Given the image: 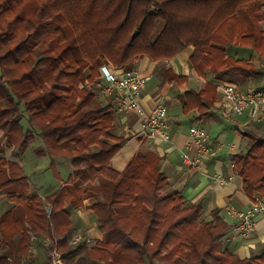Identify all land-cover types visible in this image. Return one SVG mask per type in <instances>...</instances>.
<instances>
[{
	"label": "trees",
	"instance_id": "trees-1",
	"mask_svg": "<svg viewBox=\"0 0 264 264\" xmlns=\"http://www.w3.org/2000/svg\"><path fill=\"white\" fill-rule=\"evenodd\" d=\"M229 45L264 61V0H0V190L13 203L0 218V264L31 259L32 236L55 241L51 249L65 264H264V255L241 259L229 249L219 213L206 222L201 206L166 192L157 155L139 153L124 171L113 168L126 138L111 133L112 100L103 104L85 84L87 70L92 81L100 77L103 58L128 69L139 58L173 60L187 48L200 76L248 82L263 75L253 57L236 58ZM216 98V85L207 83L186 93L184 111L207 113ZM38 138V156L68 159L74 169L44 198L5 156ZM235 172L250 197L264 196V138L249 136ZM98 195L102 238L71 245L73 211Z\"/></svg>",
	"mask_w": 264,
	"mask_h": 264
},
{
	"label": "crops",
	"instance_id": "crops-1",
	"mask_svg": "<svg viewBox=\"0 0 264 264\" xmlns=\"http://www.w3.org/2000/svg\"><path fill=\"white\" fill-rule=\"evenodd\" d=\"M192 53L193 49L187 48L173 60L153 62L148 58H142L133 66V72L152 75L153 79L158 76L160 84L143 88L138 99V110H128L118 114L121 122L125 123L128 139L114 157L113 168L117 172L124 171L139 153L157 155L160 158L161 172L168 180L166 192L179 193L187 204L201 206L202 219L206 222H213L215 215L219 213V217L228 226L224 240L229 249L241 259L259 258L264 255V215L256 218V230L252 236L243 239L236 231L238 221L231 217L228 211L231 207L247 210L251 205L253 197L244 190V180L235 172V158L246 151L250 135L264 138V121L252 120L248 112L244 116L233 114L229 117L223 116L220 113L223 100L221 85L228 81L216 80L210 73L204 76L198 75L190 62ZM174 77H178L179 80H174ZM252 81L249 82V86H253ZM207 83L216 85L217 98L212 107L204 114L199 109L185 112L183 104L186 93L199 92ZM115 103H113L114 107ZM159 103L169 109L171 142L145 141L137 137L143 118ZM193 126H201L208 130L211 148L209 157L196 169L189 168L183 162L184 152H190L194 156L200 150L190 134V128ZM14 151L12 149V152ZM216 175L226 182L215 181L213 177ZM101 196L86 199L84 208L73 211L75 215L72 213L73 231H84L93 238L94 242L102 238V231L93 211V205L101 200ZM12 207L13 205L0 190V218ZM44 245L43 240L32 241L29 250L31 259L23 261L42 264L39 257L35 261L33 257L36 256L34 252L47 249ZM4 253L6 254V251Z\"/></svg>",
	"mask_w": 264,
	"mask_h": 264
},
{
	"label": "built area",
	"instance_id": "built-area-1",
	"mask_svg": "<svg viewBox=\"0 0 264 264\" xmlns=\"http://www.w3.org/2000/svg\"><path fill=\"white\" fill-rule=\"evenodd\" d=\"M150 77L151 75H142L133 71L104 66L102 68V83L96 93L98 96L111 97L113 103L116 102L114 110L117 114L128 110L135 111L139 109V95ZM221 90L223 100L220 113L223 116L229 117L232 114L244 116L248 112L252 120L264 121V86H249L243 90L237 84L226 82L221 85ZM168 115V107L161 103L157 104L143 118L137 137L145 141L171 142ZM190 134L193 142L199 145L200 150L194 156L190 152H184L183 162L189 168L196 169L211 154L210 135L208 130L201 126L191 127ZM213 178L218 182H226L219 175ZM228 214L238 221L237 234L243 239L250 238L256 230V218L264 215V196H254L247 210H238L231 207ZM32 241L36 242L37 238L32 236ZM43 242L44 246L50 251V263L65 264L63 253L58 249H51L55 241L45 237ZM70 243L74 246H91L95 242L89 234L76 231L72 233ZM22 264H30V262L23 261Z\"/></svg>",
	"mask_w": 264,
	"mask_h": 264
},
{
	"label": "rangeland",
	"instance_id": "rangeland-1",
	"mask_svg": "<svg viewBox=\"0 0 264 264\" xmlns=\"http://www.w3.org/2000/svg\"><path fill=\"white\" fill-rule=\"evenodd\" d=\"M160 27H161V25H159V28ZM228 51L232 56H235L236 58L250 59L253 57V60L255 61L257 68L260 69L261 71H264L263 70L264 61L261 60L259 57H257L256 54H253V52L250 49L240 48L237 46L229 45ZM141 59L142 58H139L132 65L131 68H128V69L124 68V70L132 71L134 68L133 66H135V64L138 61H140ZM104 66H111V67H114L115 69H120L109 58H103L102 65L100 67V77H98V79H95L96 81L93 80L95 82V83H93L95 86H92L93 84L91 83V82H93L90 79L91 71L87 70L85 72V75L87 78V81L85 84H86V86L89 87V89H93V90L97 91L99 85H101V83H102V68ZM224 81H228L229 83L237 84L243 90L247 89V87L249 86L248 85L249 82H251V81H248V83H247V82L240 81V78H238L237 76L234 77L233 75L226 78V80H224ZM158 84H160L159 77L157 76L153 79V77L151 75L150 79L148 80V82L146 84V87L150 88L153 85L155 86ZM252 85L255 87H257V86L263 87L264 86V73L258 79H254V81H252ZM97 98L99 99L98 101L102 102L103 104H106V103L110 102V100H112L111 97H104V96L102 97V96H98V95H97ZM114 113H115L114 114V127L111 131L112 135L114 136L113 138H115V137L119 138L122 136V137H124V139L126 138V140H127L128 136L125 133V123L123 124L121 122L119 115L115 111H114ZM22 123L26 129H28L30 127L27 120H23ZM234 127H235V125H234ZM2 135H3L2 132H0V138L2 137ZM107 142L109 144L115 143L113 141V139L108 140ZM42 147H44V144L41 141V139L38 138V139H36L35 143L33 145H31L30 148H28L26 150V152L23 153L19 150H15L14 152H12L11 148H7L5 151V153H6L5 156L10 160L17 161L24 168L26 175L28 177V180L31 184L32 193H38L41 197L44 198L45 196L50 195L53 192H55L57 189H59L62 186V184L68 180L69 176L73 173L74 169H73V166L71 164V161L68 159L61 158V157L52 159L47 154L43 155V156H38L36 152H38L37 150L42 148ZM93 150L97 151V148L93 147ZM52 161H54V164H56L55 165V167L57 169L56 171L58 172V174L60 173V176L58 178L56 177L55 172L52 168ZM167 193H169V192H167ZM102 198L103 197L101 196V199ZM10 203L13 205L12 202H10ZM73 214L75 215V213H73ZM78 231L84 232L82 230H78ZM35 254H36V256H34V257L32 256L34 261L36 258L39 257L42 264H48V262H50V251L48 249H41L37 252H34V255ZM40 254H42V255L40 256ZM29 262L31 264V261H29Z\"/></svg>",
	"mask_w": 264,
	"mask_h": 264
},
{
	"label": "water",
	"instance_id": "water-1",
	"mask_svg": "<svg viewBox=\"0 0 264 264\" xmlns=\"http://www.w3.org/2000/svg\"><path fill=\"white\" fill-rule=\"evenodd\" d=\"M137 35H138V31H136L133 36L136 37ZM48 211H50V209H48Z\"/></svg>",
	"mask_w": 264,
	"mask_h": 264
}]
</instances>
